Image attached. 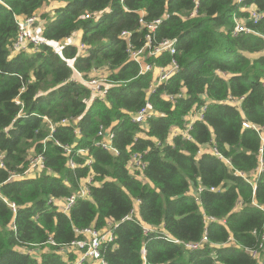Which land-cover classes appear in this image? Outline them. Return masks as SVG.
Segmentation results:
<instances>
[{
	"label": "trees",
	"instance_id": "obj_1",
	"mask_svg": "<svg viewBox=\"0 0 264 264\" xmlns=\"http://www.w3.org/2000/svg\"><path fill=\"white\" fill-rule=\"evenodd\" d=\"M245 4L264 13V0ZM85 13L91 17L82 19ZM32 15L42 19L47 40L79 32L86 54L73 43L63 58L46 45L14 52L17 21ZM141 15L162 20L153 44L176 40L173 55L145 61L161 67L174 59L183 67L151 92L152 72L138 76L119 37L132 32L130 43L141 47ZM234 16L247 12L233 0H0V264H71L75 255L66 252V262L59 250L78 239L74 230L100 229L107 220L118 224L114 243L101 248L107 264H258L246 249L261 243L264 264V140L242 126L264 127V17L248 25L258 35H234ZM72 59L86 79L106 68L112 85L104 100H91L88 88L70 81L65 60ZM146 100L153 111L148 129L131 121ZM100 125L114 133L116 155L94 145ZM212 146L230 167L213 156ZM35 154L44 158L39 176L12 178ZM133 155L141 156L142 171L129 168ZM88 176L90 199L76 200L64 214L56 202ZM200 185L198 204L194 188ZM214 187L222 189L208 191ZM3 200L17 206L15 215ZM133 209L132 220L122 222ZM204 235L208 242L200 250L185 248ZM21 247H37L41 262Z\"/></svg>",
	"mask_w": 264,
	"mask_h": 264
},
{
	"label": "built area",
	"instance_id": "obj_2",
	"mask_svg": "<svg viewBox=\"0 0 264 264\" xmlns=\"http://www.w3.org/2000/svg\"><path fill=\"white\" fill-rule=\"evenodd\" d=\"M124 0H121L123 3ZM234 4L237 6L239 11H246L247 16L242 18L238 16L233 17L234 22V28H233V34H253L258 35L253 27L248 26L251 24L252 26L256 25L262 18L264 17V13L257 10V8L254 5H246L245 0H233ZM197 3V1H196ZM197 5V4H196ZM91 15L89 13H85L82 16V19H89ZM161 19H155L151 22H147L144 20L143 15L140 16L138 20V31H145L144 38L146 41L141 47H136L134 44L130 43V38L132 36V32L123 31L119 37L123 39L126 42V52L128 54V58L130 61L135 62L139 66L138 70V76L144 75L148 72H153L155 69H159V74L157 77V84L156 86L150 85V92L153 91L155 88L160 86L161 84H165L172 78L173 75H175L177 72H179L183 67L179 66L177 62L172 59L170 64L167 66H157L155 64L147 63L145 61L146 57H159L162 53L168 52L171 55L175 53V42L176 40H163L159 43L153 44L154 40V33L157 28V26L161 23ZM18 25V31L17 36L15 39V42L13 44V51L18 52L20 50H25L27 46H32L34 48H37L42 45H46L50 47V49L56 54L59 55L61 58H63L62 52L64 47L72 44L71 38H66L62 41H50L43 37V22L40 16L38 15H32L31 17H28L26 19H19L17 21ZM78 54L83 55L86 54L87 46L83 43H79L77 45ZM147 52V56L145 55ZM67 66L72 69L73 73L70 78V81L77 82L80 84H83L88 90L90 91L91 100L98 99V100H104L107 91L109 87L112 85L110 84V81L108 80V76L102 77L100 74L95 75L93 77H89L86 79L84 78V75L73 67V59L72 60H65ZM98 69L92 70L93 72H96ZM90 71L89 74L92 72ZM264 84V80H263ZM166 99L173 101L175 100L176 96L173 95H166ZM230 103H234L233 99L228 100ZM16 104L19 105L20 102L16 100ZM152 106L148 100L145 101L144 105L136 111L131 116V121L135 124L140 125L141 127L148 129L149 127V121L152 119L153 111ZM206 109V105H203L202 108L199 110V112L196 114L198 119H203V113ZM64 122V121H63ZM49 123L50 130H53V125ZM242 126L244 128H251L254 129L258 135L261 141L264 140V127L254 126L251 125L249 122H242ZM74 133L78 134L79 131L77 128L73 127ZM188 129L189 125L187 126V130L185 131V136L187 139H190V136L188 135ZM114 139V133L111 132V130H108L107 128L103 126H99L98 131L96 133V141L94 145L109 153L112 155H116L118 152L113 144ZM45 140L43 141V143ZM206 147V146H205ZM64 150L67 154L71 152V148L69 146L64 147ZM211 153L213 156L217 157L220 160H223L226 166L230 167L229 160H226L222 157L220 152L215 147H210ZM78 154L81 156H85L87 154L86 150H78ZM0 155V167L3 166L2 159ZM92 162L91 158H87L85 161L86 165H90ZM68 166L70 168L75 167V163L73 160H68ZM129 168L133 171H142L145 167L144 162L141 160V156L133 155L130 159V162L128 164ZM45 169L44 164V158L42 154H35L33 156H30L28 158V168L24 172L26 173L28 170H34V171H43ZM23 173V174H24ZM236 174H239L236 172ZM12 178H17V176L12 175ZM94 185L92 182V176H88L87 178L81 179L78 183V187L74 193L71 195L64 197L60 201L56 202L60 206V209L64 214H67L73 204L76 200H89L90 199V191L89 186ZM222 188L221 187H214L210 188L208 191L210 192H218ZM204 190V187L201 185L194 188V200L196 203L199 204V194ZM1 195V193H0ZM1 197V196H0ZM5 204L10 208L12 213L15 215L17 211V206L14 203L8 202L6 200H3ZM260 210L262 211L264 215V207H260ZM135 213V209L131 210L128 215H126L124 218H122V222L132 220L133 214ZM205 222H220L215 220L214 218L205 217ZM13 224V223H12ZM118 226L116 222L113 220H107L106 224L100 228L97 229L95 227H88L81 230L75 229L74 232L78 236V239L72 241L70 244H68L66 247L59 250V252L63 256V259L67 262V256L66 252L71 251L75 258L71 262V264H107L105 260L102 258L101 255V248L104 245H110L114 243L115 240V234L114 229ZM14 227V226H13ZM15 229V227H14ZM144 232L148 233L149 230L144 228ZM261 240L264 242V234L261 235ZM232 240H230L231 242ZM173 243H178V241H172ZM207 238L204 235L200 241L195 243H188L185 244V248L190 251H196L200 250L202 246L207 243ZM50 245L56 246V243L49 238L48 242H46ZM30 247H21L19 250L26 252L31 257H33L38 263L41 262L40 259V250L35 249L37 247H31L32 249H29ZM263 250V244L261 243L259 245L258 249H246L247 254H249L258 264H261V251Z\"/></svg>",
	"mask_w": 264,
	"mask_h": 264
},
{
	"label": "rangeland",
	"instance_id": "obj_3",
	"mask_svg": "<svg viewBox=\"0 0 264 264\" xmlns=\"http://www.w3.org/2000/svg\"><path fill=\"white\" fill-rule=\"evenodd\" d=\"M49 10H50V9H47L46 7H43L42 10H41V12L45 13V11H49ZM78 42H79V41H78ZM78 44H79V43H78ZM97 71H98V73H100V75H101L102 77H105L106 74L108 73L107 70H106V68L104 69L103 67L100 68V69L97 70ZM158 74H159V69H155V70L152 72V82H151V84H152L153 87L156 86V84H157L156 80H157ZM35 172H36V173H35ZM40 172H42V171L28 170L26 173H24V174H22V175H18L17 178H20V177H21V178H22V177H24V178H34V177L39 176V173H40ZM60 206H61V205H60Z\"/></svg>",
	"mask_w": 264,
	"mask_h": 264
},
{
	"label": "crops",
	"instance_id": "obj_4",
	"mask_svg": "<svg viewBox=\"0 0 264 264\" xmlns=\"http://www.w3.org/2000/svg\"><path fill=\"white\" fill-rule=\"evenodd\" d=\"M51 14V13H50ZM79 41V42H78ZM71 42L73 43V44H75L76 46L78 45V43H81L80 42V33L79 32H76L74 35H73V37H72V39H71ZM105 69V68H104ZM99 70V69H98ZM98 74H100V73H98V71H96V72H91L88 76L91 78V77H93V76H95V75H98ZM106 76H108V73L106 74ZM206 150H207V148L208 147H204Z\"/></svg>",
	"mask_w": 264,
	"mask_h": 264
}]
</instances>
